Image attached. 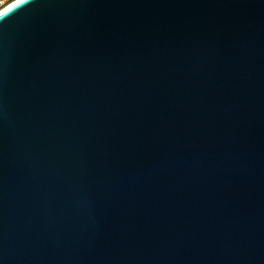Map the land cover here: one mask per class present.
<instances>
[{
	"label": "water",
	"instance_id": "water-1",
	"mask_svg": "<svg viewBox=\"0 0 264 264\" xmlns=\"http://www.w3.org/2000/svg\"><path fill=\"white\" fill-rule=\"evenodd\" d=\"M0 264H264V0L0 17Z\"/></svg>",
	"mask_w": 264,
	"mask_h": 264
},
{
	"label": "built area",
	"instance_id": "built-area-1",
	"mask_svg": "<svg viewBox=\"0 0 264 264\" xmlns=\"http://www.w3.org/2000/svg\"><path fill=\"white\" fill-rule=\"evenodd\" d=\"M17 2H19V0H0V14L4 12L5 8H9Z\"/></svg>",
	"mask_w": 264,
	"mask_h": 264
},
{
	"label": "snow or ice",
	"instance_id": "snow-or-ice-1",
	"mask_svg": "<svg viewBox=\"0 0 264 264\" xmlns=\"http://www.w3.org/2000/svg\"><path fill=\"white\" fill-rule=\"evenodd\" d=\"M24 2V0H19V3ZM17 3V5L19 4ZM17 5H12L9 8H5L4 12L2 14H0V17H3L5 14H7L11 9H13L14 7H16Z\"/></svg>",
	"mask_w": 264,
	"mask_h": 264
}]
</instances>
